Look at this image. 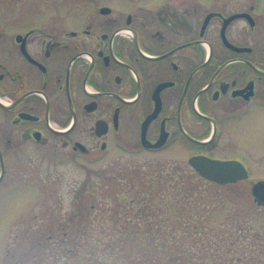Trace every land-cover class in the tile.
<instances>
[{
  "label": "flooded vegetation",
  "instance_id": "1",
  "mask_svg": "<svg viewBox=\"0 0 264 264\" xmlns=\"http://www.w3.org/2000/svg\"><path fill=\"white\" fill-rule=\"evenodd\" d=\"M11 3L0 17V186L29 148L47 146L87 160H238L248 175L225 184L264 179L251 152L233 150L264 114V0Z\"/></svg>",
  "mask_w": 264,
  "mask_h": 264
},
{
  "label": "rangeland",
  "instance_id": "2",
  "mask_svg": "<svg viewBox=\"0 0 264 264\" xmlns=\"http://www.w3.org/2000/svg\"><path fill=\"white\" fill-rule=\"evenodd\" d=\"M0 1V17L14 13L13 0ZM263 127L259 112L233 149L251 152L262 177ZM22 158L0 186V264H264L252 182L206 181L172 155L115 150L91 161L47 146Z\"/></svg>",
  "mask_w": 264,
  "mask_h": 264
},
{
  "label": "water",
  "instance_id": "3",
  "mask_svg": "<svg viewBox=\"0 0 264 264\" xmlns=\"http://www.w3.org/2000/svg\"><path fill=\"white\" fill-rule=\"evenodd\" d=\"M197 171L201 174L212 178L218 182L225 183L229 181H235L237 178L244 177L246 175L244 167L240 164L236 165L237 161H221L210 159L207 157H194L192 159ZM242 170H240V169ZM255 196V200L259 204L264 205V180H260L254 183L251 188Z\"/></svg>",
  "mask_w": 264,
  "mask_h": 264
},
{
  "label": "trees",
  "instance_id": "4",
  "mask_svg": "<svg viewBox=\"0 0 264 264\" xmlns=\"http://www.w3.org/2000/svg\"><path fill=\"white\" fill-rule=\"evenodd\" d=\"M145 263L146 264H170L169 261H162V260L157 259V258H154V259H146V262Z\"/></svg>",
  "mask_w": 264,
  "mask_h": 264
}]
</instances>
